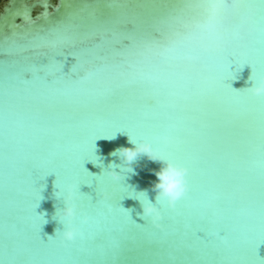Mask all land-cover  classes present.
<instances>
[{
  "label": "water",
  "instance_id": "95a60500",
  "mask_svg": "<svg viewBox=\"0 0 264 264\" xmlns=\"http://www.w3.org/2000/svg\"><path fill=\"white\" fill-rule=\"evenodd\" d=\"M107 3L0 0V36L23 43L60 25L77 40L94 32L85 46L99 41L85 55L96 66L86 83L55 74L71 71L70 59L26 79L42 58L0 52V264H248L247 241L264 239V95L251 92L264 78L231 56L227 67V55L252 44L264 73V13L253 26L241 9L218 33L201 27L187 40L170 18L196 28L206 8ZM110 14L113 23H101ZM116 34L131 39L117 45ZM142 143L158 161L125 163L119 150ZM169 162L187 169L188 191L174 209L154 190ZM41 168L58 184L55 174L39 179ZM70 193L77 235L62 242ZM149 204L161 214L158 228L143 215ZM258 251L264 258V244Z\"/></svg>",
  "mask_w": 264,
  "mask_h": 264
},
{
  "label": "snow or ice",
  "instance_id": "6c2138e0",
  "mask_svg": "<svg viewBox=\"0 0 264 264\" xmlns=\"http://www.w3.org/2000/svg\"><path fill=\"white\" fill-rule=\"evenodd\" d=\"M127 3V0H124ZM121 0H108L107 8L110 10L113 5L120 4ZM137 4L142 5H159L162 9L169 12H185L192 10V6H202L207 10V17L203 25H198L196 28H193L189 24H184L180 16H172L170 21L172 23L178 24L181 27L185 28L187 31L184 34V38L187 40L197 39V32H200L198 29L211 28L213 32L218 33L230 13L237 12L241 9L247 12V17L245 20L246 24L257 25L261 23V13H264V0H136ZM95 15V13H93ZM101 23L110 24L113 23L111 14L103 19ZM261 32H264V27L260 28ZM249 36L251 33L248 34ZM55 36V40H50L48 37ZM95 36L94 32H88L85 34L84 39L77 40L73 37H69L65 34V31L62 30V26L56 25L49 28L47 31L36 34L29 38L26 42H20L16 38L15 34H12L8 37L0 36V41H3L7 44V50L4 51L0 48V52H3L4 55L9 57L23 55L25 59L30 60L33 55L39 56L42 59L38 60L36 63L29 64L27 68L23 71V75L26 79L32 78L36 74L46 73L52 74L51 69L60 68L64 65L67 60H71V71H57L55 74L59 75L60 78L68 80L69 82L74 83H86L94 75L95 64L92 59H85V55H91L93 48L97 45H87L85 46V40L91 39ZM131 37L127 35L116 34L115 42L117 45H127ZM174 47V45H173ZM46 49V50H44ZM173 48L166 49V51H172ZM217 53H224L225 48L218 47L213 49ZM257 50L249 45H238V49L229 53L227 55V67H229L228 56L234 57V63H236L240 68L245 65H248L252 69V77L254 79L264 78V73H261L259 69L258 60L256 58ZM91 65V70L89 71L86 77L80 75L81 67H88ZM74 77L75 79H71ZM247 91L241 93V95L248 99ZM118 132H126L129 137L128 131L122 130ZM115 132L112 136H99L97 139L106 138L110 139L115 136ZM94 150V143L92 145ZM85 152L87 151V145L84 148ZM87 160V159H86ZM84 167V166H83ZM185 168V167H184ZM40 173L39 179H44L45 177L55 174V171H48L45 174V169H39ZM84 171L87 170L84 168ZM56 183L57 175H56ZM78 185H87L89 183L82 182ZM92 186V185H91ZM37 192H40L41 189L36 188ZM186 195V194H185ZM183 198V197H182ZM181 198V199H182ZM80 200V199H78ZM247 257L248 264H264V258L259 255V247L264 244V239L250 238L248 241ZM119 255H117V259Z\"/></svg>",
  "mask_w": 264,
  "mask_h": 264
},
{
  "label": "clouds",
  "instance_id": "9594fccd",
  "mask_svg": "<svg viewBox=\"0 0 264 264\" xmlns=\"http://www.w3.org/2000/svg\"><path fill=\"white\" fill-rule=\"evenodd\" d=\"M251 92L255 96L264 95V79L260 80L258 86L251 89ZM120 156L124 162L131 164L140 155L148 157L150 160L158 161V157L153 153L151 146L148 144H139L132 148H122L119 150ZM157 176L158 183L155 184V191L158 193V198H164L167 201L168 207L174 209L176 203L185 196L188 191L187 185V169L175 165L173 163H163L161 169L155 173ZM114 178L115 173H112ZM71 193L68 199L65 201V207L61 210V219L67 220L66 230L61 234V240L73 241L77 235L76 230L72 227V219L74 218L75 212L71 206ZM143 215L150 217V222L154 227H160L158 223L162 217L157 208L151 204L143 208Z\"/></svg>",
  "mask_w": 264,
  "mask_h": 264
}]
</instances>
